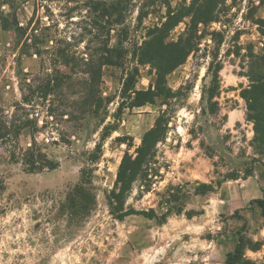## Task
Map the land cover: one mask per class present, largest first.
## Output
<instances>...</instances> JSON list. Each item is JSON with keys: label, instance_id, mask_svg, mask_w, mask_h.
Returning a JSON list of instances; mask_svg holds the SVG:
<instances>
[{"label": "rangeland", "instance_id": "obj_1", "mask_svg": "<svg viewBox=\"0 0 264 264\" xmlns=\"http://www.w3.org/2000/svg\"><path fill=\"white\" fill-rule=\"evenodd\" d=\"M91 1L100 0H0L10 25L0 22V134L10 133L0 139V264H226L238 233L244 259L264 264V210L251 204L264 200V154L240 96L264 55V0L210 2L193 50L166 76L167 97L140 107L131 106L133 90L156 80L154 67L138 61L140 47L154 28L176 20L165 43L185 38L193 0H125L124 22L112 27L97 26ZM105 41L119 64L101 67L86 106V63ZM217 65V111L203 113L202 92ZM55 79L60 86L52 87ZM159 116L165 135L122 208L158 211L170 192L182 212L163 224L140 215L118 220L107 198L119 164L135 156ZM32 135L58 162L55 170L27 174L9 161ZM92 153L98 159L90 164ZM86 165L94 170L96 206L70 224L61 205ZM232 173L236 179H223ZM202 184L212 190L196 194Z\"/></svg>", "mask_w": 264, "mask_h": 264}, {"label": "trees", "instance_id": "obj_2", "mask_svg": "<svg viewBox=\"0 0 264 264\" xmlns=\"http://www.w3.org/2000/svg\"><path fill=\"white\" fill-rule=\"evenodd\" d=\"M210 2L215 3L216 0H193L190 8L191 25L188 27L186 37H180L175 43H165L167 32L175 26L179 20L174 21L171 25L163 23L161 27L154 28L150 39L140 47L142 51L139 62L148 63L155 69V85L150 87L146 91H134V100L132 107H140L146 103H153L157 97H167L168 90L166 87V76L176 69L178 66L184 63L187 56L194 48L193 41L194 33L198 23L202 22V16L210 14ZM125 0H100L90 4L95 12H97L100 22H97V26L107 25L109 27L121 25L124 22V15L126 10ZM1 26L4 30H8L9 24L4 17H0ZM17 29V28H16ZM116 52L115 47H109L108 41H105L97 49V58H90L86 63L88 67V73L91 76L89 82V92L85 95L84 104L92 102V87L94 82L99 77V70L102 66L117 65L119 64V56L116 54L113 59V54ZM95 56V55H93ZM98 63V64H96ZM99 66V69H97ZM97 67V68H96ZM219 71L220 67L215 66L214 69L210 67L209 72L211 75L210 83L207 87H204L202 92L201 101L207 104V108L203 107L202 112L208 111L209 114H215L217 111V102L213 101L218 96L219 90ZM251 81L249 88L241 91V98L246 103V117L253 123L254 132V144L255 148L264 154V55L256 57V61L253 63L248 75ZM136 75L131 77L134 80ZM52 87L60 86L61 81ZM52 87H48L49 90ZM84 105V106H85ZM163 116H159L155 122L153 128L145 132L142 137L141 144L136 148L135 156L126 154L118 167L116 180L112 190L108 195V209L109 213L118 220H123L130 215H140L149 220H154L159 224L166 222L167 217L172 214H180L182 212L181 203L178 204L176 196L170 192L166 193L164 201L161 203L159 210L148 211H136L134 209L124 210L123 204L126 196L131 191L133 183L139 177H143L148 169L152 158L155 156L156 144L162 140L165 135V127H163ZM19 133L18 131L15 134ZM9 131H4L0 134V139L4 137L9 138ZM35 140L34 136H31V143L25 149L11 150L9 161L12 163H20L22 171L27 174H38L44 171L55 170L59 164L56 161L48 159L45 151ZM95 153H92L90 164L94 163L98 157ZM93 173L94 170L91 165H86L80 171V178L76 185H74L66 194L64 201L61 205V210L66 216L68 223L80 224L86 218L90 216L96 206V195L93 192ZM236 175L228 174L223 176L224 180L236 179ZM217 186L221 184L218 181ZM179 190V189H178ZM212 187L202 184L199 185L196 190V194L204 195L210 192ZM180 191V190H179ZM251 204H256L261 210H264V200H255ZM164 207V210H160ZM161 208V209H160ZM245 225L242 226V230ZM245 246V239L240 233H238L237 245L233 251L226 254V264H249L243 257V250Z\"/></svg>", "mask_w": 264, "mask_h": 264}]
</instances>
